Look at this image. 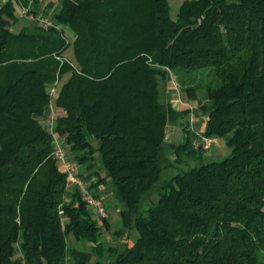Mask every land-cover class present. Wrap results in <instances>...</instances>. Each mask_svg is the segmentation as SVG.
<instances>
[{"label":"trees","instance_id":"obj_1","mask_svg":"<svg viewBox=\"0 0 264 264\" xmlns=\"http://www.w3.org/2000/svg\"><path fill=\"white\" fill-rule=\"evenodd\" d=\"M54 4L53 25L17 33L14 0L0 7V264H264V0H183L176 16L169 0H52L46 14ZM171 73L181 101L200 100L201 131L162 99ZM55 80L54 131L97 197L111 183L113 236L138 232L130 244L101 239L109 219L68 188L44 125ZM199 134L231 153L207 160Z\"/></svg>","mask_w":264,"mask_h":264},{"label":"rangeland","instance_id":"obj_2","mask_svg":"<svg viewBox=\"0 0 264 264\" xmlns=\"http://www.w3.org/2000/svg\"><path fill=\"white\" fill-rule=\"evenodd\" d=\"M170 4H171V14L173 16H176L178 11H179V7L180 4L182 3L183 0H169ZM56 3V2H55ZM57 4V3H56ZM56 4L53 5L52 8H56ZM66 37L68 38L69 41H72V39L66 35ZM66 58H68L71 61H74V53L72 48H70L67 52H66ZM202 72H204L206 74V76L204 77V83L208 84L210 83H214L215 85L218 83L216 77L214 76V73H211V68H205L202 69ZM179 79L176 77L175 74L171 73V80L167 85H163L161 88V97L163 100H170L173 105L178 108V100L180 99V101L183 99L181 98L182 96L180 95V85H179ZM179 98V99H178ZM184 100V99H183ZM185 101V100H184ZM183 109L190 107L192 109V113L189 116V118L186 119V122L190 125V127H192L193 129L197 130V131H201L203 129V118L200 117L197 114L198 108L200 107V100L197 102L196 100H186V102L181 101L179 104ZM51 108L54 110V114L57 113L58 111V107L55 104L54 99H52L51 102ZM192 124V125H191ZM177 135H176V134ZM167 141L170 142L172 140H174L175 143H180L182 142L185 138L186 135L185 133H182V129L180 126L177 125H170L167 128ZM174 137V138H172ZM65 149L67 150V152L69 153L70 159L73 160V156L74 154L72 152H70V150L68 149V146L65 147ZM231 153V149L230 147L227 145L226 140L224 138H217L216 142L212 145L211 148L205 150V156L207 160H222L224 159L226 156H228ZM168 156L166 157H174L172 155V153L170 151H168L167 153ZM74 161V160H73ZM96 166L94 168V170H98L100 172V174L102 176L106 175V172L104 171V169L102 168V164L100 162V159L98 157H96L95 160ZM168 160L166 159L164 162V165L166 166L168 164ZM84 169V167H82ZM172 168H167L165 170V172L163 173V178H168L171 176V174L173 173L171 170ZM175 172V171H174ZM98 177H94L93 180L94 181H98ZM70 188V187H68ZM98 190L101 193V196L103 197V201L105 203V206L107 208V212H108V219L110 221V229H104V233L101 237V239H104L108 242H110L111 244L114 245H124V244H130L132 243L136 237L138 236V232L133 231L130 234V237H124L123 239H120L118 237L113 236L114 231L117 230L118 227V223H119V212H118V208L117 206V202L116 200H113V194H112V185L110 182H108V184H102L100 185V187H98ZM153 200H157L158 199V194L155 192L153 193V195L151 196ZM118 207H122L121 205H118ZM69 242L73 245H76L79 248H84L86 250H89V246L88 245H84L82 243H76L73 238H69ZM95 259L96 257L94 256L92 258V261L90 264H94L95 263ZM108 260L105 258L103 259L102 263L103 264H108L107 263Z\"/></svg>","mask_w":264,"mask_h":264},{"label":"built area","instance_id":"obj_3","mask_svg":"<svg viewBox=\"0 0 264 264\" xmlns=\"http://www.w3.org/2000/svg\"><path fill=\"white\" fill-rule=\"evenodd\" d=\"M30 6H27L24 10L25 13H30ZM40 21L47 25H53L52 21L48 18H40ZM58 80H55L50 85V95L52 99H54L58 93ZM54 120L55 117L51 115V113L48 114L47 119L45 120V128L53 134L54 136V142H55V151L54 154L56 158L59 161V165L61 170L66 173L67 175V181H68V187L70 188H76L80 195L85 202L87 209L91 212V214L98 218H108V212L107 208L105 206V203L103 201V197H97L95 195V192L90 188L89 182L86 181L82 176L78 174L80 170V165L71 160L69 153L65 149L67 146L65 143L64 137H61L57 135L54 131ZM199 138L194 141V145L196 147H201L204 150H207L212 147V145L216 142L215 137H207L202 134H199Z\"/></svg>","mask_w":264,"mask_h":264},{"label":"crops","instance_id":"obj_4","mask_svg":"<svg viewBox=\"0 0 264 264\" xmlns=\"http://www.w3.org/2000/svg\"><path fill=\"white\" fill-rule=\"evenodd\" d=\"M8 0H0V7L5 4ZM25 0H14L15 2V14L17 16V22H15V24L12 26V30L14 32H19L22 28H31L33 26H35L36 24H40V18H48L49 20L53 19L51 18V13H53V11L55 10L54 8H51L49 10V14L45 13V7L46 5L52 1V0H41L39 6L37 7V9L35 10V12L32 11L33 9V0H29L28 5H26L24 3ZM55 1V0H54ZM27 6L31 7V12L30 13H25L24 10ZM59 27L63 30V32L65 33V35H68L72 40H74L76 38V34L75 32L69 28L66 25L63 24H59ZM179 99V98H178ZM180 99L178 100V108H180ZM52 107V106H51ZM50 113L51 115H53L55 118L62 113V111L60 109H58L57 113L54 114V110L51 108L50 109ZM176 134V133H175ZM178 134V133H177ZM176 134V135H177ZM168 135V134H167ZM174 138V137H172ZM118 210V209H117ZM69 264H71V262L69 261Z\"/></svg>","mask_w":264,"mask_h":264}]
</instances>
